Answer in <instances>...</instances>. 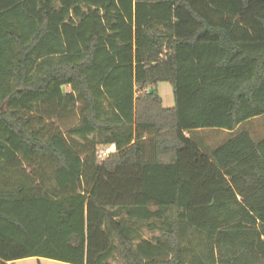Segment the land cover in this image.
I'll list each match as a JSON object with an SVG mask.
<instances>
[{"label": "trees", "instance_id": "16d2710c", "mask_svg": "<svg viewBox=\"0 0 264 264\" xmlns=\"http://www.w3.org/2000/svg\"><path fill=\"white\" fill-rule=\"evenodd\" d=\"M260 117L264 0H0V264H264Z\"/></svg>", "mask_w": 264, "mask_h": 264}, {"label": "rangeland", "instance_id": "374dc122", "mask_svg": "<svg viewBox=\"0 0 264 264\" xmlns=\"http://www.w3.org/2000/svg\"><path fill=\"white\" fill-rule=\"evenodd\" d=\"M154 90L162 98L163 106L165 108L175 107V98L173 93V88L169 83H159ZM63 92L68 94L71 92V87L66 86L63 88ZM65 129V128H64ZM241 132L245 131L250 133L253 140L259 142L264 139V117H260L251 121L244 123L241 127ZM159 236V233H150L147 230L143 232V237L145 239L152 240L153 238ZM13 264H65L61 262H56L48 259H27L22 261H16Z\"/></svg>", "mask_w": 264, "mask_h": 264}, {"label": "crops", "instance_id": "0c3cea01", "mask_svg": "<svg viewBox=\"0 0 264 264\" xmlns=\"http://www.w3.org/2000/svg\"><path fill=\"white\" fill-rule=\"evenodd\" d=\"M241 127H239L238 131L241 130ZM235 134L236 132L231 133L225 130L208 129L189 133L186 134V136L194 139L201 150L210 155L214 150L226 143Z\"/></svg>", "mask_w": 264, "mask_h": 264}, {"label": "built area", "instance_id": "2783aa9c", "mask_svg": "<svg viewBox=\"0 0 264 264\" xmlns=\"http://www.w3.org/2000/svg\"><path fill=\"white\" fill-rule=\"evenodd\" d=\"M116 146L112 145L99 150L98 156L101 162L106 161L112 154L116 153Z\"/></svg>", "mask_w": 264, "mask_h": 264}]
</instances>
